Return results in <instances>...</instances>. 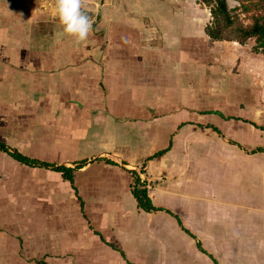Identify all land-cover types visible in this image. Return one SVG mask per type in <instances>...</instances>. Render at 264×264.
<instances>
[{
	"label": "crops",
	"instance_id": "obj_1",
	"mask_svg": "<svg viewBox=\"0 0 264 264\" xmlns=\"http://www.w3.org/2000/svg\"><path fill=\"white\" fill-rule=\"evenodd\" d=\"M85 4L78 41L55 0H0V264H264L255 40L211 39L201 0Z\"/></svg>",
	"mask_w": 264,
	"mask_h": 264
},
{
	"label": "trees",
	"instance_id": "obj_2",
	"mask_svg": "<svg viewBox=\"0 0 264 264\" xmlns=\"http://www.w3.org/2000/svg\"><path fill=\"white\" fill-rule=\"evenodd\" d=\"M210 9L211 19L206 24L205 31L211 39H237L240 42H245L250 38L255 40L254 49L259 50L264 55V0H243L241 8L245 12L250 13V22L244 24L239 20L238 16L232 15L227 8L226 0H201ZM0 149L8 151V146L0 141ZM254 149H264L257 147ZM253 149V150H254ZM164 150H159L155 154L162 153ZM13 158L29 166L45 165L62 173L63 177L73 181L72 168L62 164H50L45 161H40L34 158L27 157L17 150L11 152ZM132 193L134 194L138 206L150 211L157 209L152 204L144 183L140 181L136 173H132ZM198 246L200 244L198 243Z\"/></svg>",
	"mask_w": 264,
	"mask_h": 264
},
{
	"label": "clouds",
	"instance_id": "obj_3",
	"mask_svg": "<svg viewBox=\"0 0 264 264\" xmlns=\"http://www.w3.org/2000/svg\"><path fill=\"white\" fill-rule=\"evenodd\" d=\"M55 12L64 34L84 41L92 32L95 21L86 11L85 0H55Z\"/></svg>",
	"mask_w": 264,
	"mask_h": 264
},
{
	"label": "rangeland",
	"instance_id": "obj_4",
	"mask_svg": "<svg viewBox=\"0 0 264 264\" xmlns=\"http://www.w3.org/2000/svg\"><path fill=\"white\" fill-rule=\"evenodd\" d=\"M239 2H240L239 6L237 5L234 8H228V9H230L229 12L232 15L236 14L238 16L239 20H241L244 24H248L250 22V17L249 16H250V13L252 11H249V12L243 11V9L241 8L243 0H239Z\"/></svg>",
	"mask_w": 264,
	"mask_h": 264
},
{
	"label": "built area",
	"instance_id": "obj_5",
	"mask_svg": "<svg viewBox=\"0 0 264 264\" xmlns=\"http://www.w3.org/2000/svg\"><path fill=\"white\" fill-rule=\"evenodd\" d=\"M227 1V8H234L236 7L237 5L239 6L240 5V2L239 0H226ZM230 10V9H228Z\"/></svg>",
	"mask_w": 264,
	"mask_h": 264
}]
</instances>
